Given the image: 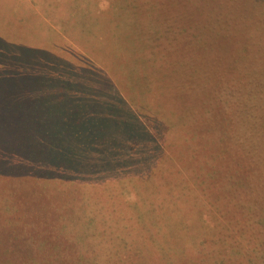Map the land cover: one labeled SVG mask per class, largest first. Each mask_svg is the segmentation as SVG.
<instances>
[{
    "label": "rangeland",
    "instance_id": "rangeland-1",
    "mask_svg": "<svg viewBox=\"0 0 264 264\" xmlns=\"http://www.w3.org/2000/svg\"><path fill=\"white\" fill-rule=\"evenodd\" d=\"M0 67V114L16 139L60 119L63 101L43 96L58 82L89 106L121 86L164 143L156 163L93 149L83 168L85 179L100 172L97 185L34 182L45 179L1 162L0 264H264V0H0ZM96 109L84 121L99 127Z\"/></svg>",
    "mask_w": 264,
    "mask_h": 264
},
{
    "label": "trees",
    "instance_id": "trees-1",
    "mask_svg": "<svg viewBox=\"0 0 264 264\" xmlns=\"http://www.w3.org/2000/svg\"><path fill=\"white\" fill-rule=\"evenodd\" d=\"M148 58L151 59L150 57ZM148 58H145L142 62L145 63L149 60ZM132 63L133 62L130 60L127 61L126 59H123L121 66L125 68L127 64L131 66ZM176 63V60L171 62L173 65L172 70H175ZM2 64L9 65V60H3ZM132 70H134V68ZM103 72L104 70L100 71L101 74H103ZM128 74L133 75L130 73ZM46 76L51 77L49 75ZM116 76L118 75L116 74ZM133 77L134 76H132V78ZM118 79L120 78L118 77ZM94 80L99 81L98 77H96ZM105 81L106 83L110 84V86L113 85L108 77H105ZM34 82L35 76L33 75L30 78V83L33 84ZM185 83H188L189 87L191 86L188 81H185ZM91 84L92 83L90 82L88 89L89 91L93 90L91 93H93L94 96L90 102L93 101L94 97L98 96V86L95 85L92 87ZM168 85H170V83H168ZM175 85L176 83L171 85V89H169L170 93L173 91L172 87ZM73 87V85L69 86L66 83L60 84L58 82L45 87L43 96L46 100L63 101L64 106H62L63 109L60 112L62 115L59 120L54 119L52 122L48 121L42 124H34L31 127V133L28 135V137L16 139L14 136L10 134L8 135L6 132L8 125L6 124L2 114H0V163L2 162L5 164V166L20 168L23 172V176H25L23 178L45 179V181L34 182L60 184L62 181V183L68 184L69 181L73 183V185L74 183L90 185L98 184V178L94 177L92 174H100V172H97L95 169H93V167H87V170L91 175L89 179H85L84 171H86V169L83 168V164H96V159L91 162L92 159H88L87 157H90L92 153L95 152L93 149H98L100 147L103 148L104 153L108 154L109 156L112 155L110 156L112 159H120V161H123V163L126 160H131L137 157H139L138 159L140 163H156L157 157L159 155L158 152H161L163 150L162 147L164 146L163 139L160 136L159 129L156 125L157 123H147L145 119L150 120L148 118L149 116L147 115L149 113L140 112L142 113L141 116L134 110L135 106L132 102L133 100L131 98H127V94L124 92L121 86L113 85L111 87L113 92L109 90L106 93L108 99L99 101L98 103L94 102L91 106H89V102L86 105L78 103V100L76 99L77 95L75 94L76 90ZM118 87H121V89H118ZM141 87L142 88H140V90L143 92V94H148V102H150V100L153 102H158L157 98H154L155 96L152 94L154 92V89H151L152 87L146 88L145 85H142ZM223 87L219 89V92L216 96H214V94L211 92L212 97L205 100L207 102H211L212 99H215V97L218 99L219 97L221 98L222 91L228 92L226 90L227 87ZM68 89L70 98L67 96L68 92H66ZM174 89L178 90L177 87H174ZM235 92L236 90L230 91L231 96ZM240 94L242 93L240 92ZM112 96L116 97L118 101L115 100V103L114 101H111ZM243 96L244 94L240 95L238 99L244 100V102H255L250 95H247L246 99H244ZM52 97H55L56 99L54 100ZM179 100L182 102L181 99ZM74 103H77V105L74 106ZM101 103H103L104 108L103 117L106 118L103 121V124L97 127L96 123L99 120H90L89 123L92 124L86 123L84 121V118L86 117L87 119H98L97 113H100V110H97L96 107ZM112 106L117 107H115V119L112 118V120H110L112 116L110 109ZM2 109L3 104L0 102V113ZM86 114H95V116H86ZM82 126L83 129H80ZM88 127L89 129L93 128V132L89 131L91 133L87 134L84 128L87 129ZM71 137L73 138L76 153L70 156L69 147L70 143H72ZM1 138H3L4 141H1ZM100 140L102 141V144L101 146H97V143L101 142ZM64 153L67 154V156H64ZM64 157H67V159ZM76 157L82 158V164L73 163V159L75 160ZM103 157L107 156L103 155ZM27 159L29 163L27 162ZM18 174L21 173L18 171ZM251 221L255 220L251 219ZM259 230L264 236V230ZM239 249L240 255H242L241 261L247 260L249 262V260L252 259V254L250 257V251L246 252L244 250V246L241 245ZM259 258L260 260L263 259L262 256H259ZM239 264H243V262Z\"/></svg>",
    "mask_w": 264,
    "mask_h": 264
},
{
    "label": "crops",
    "instance_id": "crops-1",
    "mask_svg": "<svg viewBox=\"0 0 264 264\" xmlns=\"http://www.w3.org/2000/svg\"><path fill=\"white\" fill-rule=\"evenodd\" d=\"M49 24V23H48ZM50 26L51 27H53V28H56L57 30H60V25L59 24H55V23H50ZM116 26L114 25L113 27H112V31L113 32H116V34H118L119 32H117L118 30H120L121 28H120V25L118 24V28H117V31H116V28H115ZM117 36V35H116Z\"/></svg>",
    "mask_w": 264,
    "mask_h": 264
}]
</instances>
